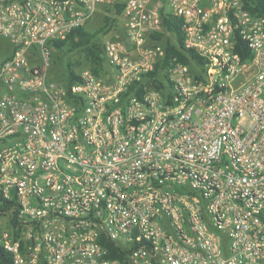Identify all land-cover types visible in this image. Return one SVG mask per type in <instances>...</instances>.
<instances>
[{
  "label": "built area",
  "instance_id": "1",
  "mask_svg": "<svg viewBox=\"0 0 264 264\" xmlns=\"http://www.w3.org/2000/svg\"><path fill=\"white\" fill-rule=\"evenodd\" d=\"M115 1L0 0V248L11 264H264V15L125 0L101 75L54 80L51 41ZM167 13L199 76L176 59L155 74Z\"/></svg>",
  "mask_w": 264,
  "mask_h": 264
},
{
  "label": "trees",
  "instance_id": "2",
  "mask_svg": "<svg viewBox=\"0 0 264 264\" xmlns=\"http://www.w3.org/2000/svg\"><path fill=\"white\" fill-rule=\"evenodd\" d=\"M248 7L253 11H258L264 15V4L262 0H245ZM258 3V5L256 4ZM257 5V6H256ZM125 7V0H116L112 4L102 6L104 23L95 30H89L87 24L74 28L65 39L52 40L53 52L52 62H56L63 67L61 79L67 84L73 83L79 79L76 62L68 58V54L74 50H82L87 61L85 67H90L96 74L101 75L105 69V52L102 36L110 33L117 28L118 16L121 15ZM164 30L157 34L166 49V56L158 62L155 74L160 79L167 76L166 69L172 64L173 60L187 64L196 76H199L204 70V58L197 52L187 49L184 44V33L182 28V19L167 13L163 17ZM237 47L246 57H251V52L244 40H238ZM56 52H60L55 58ZM84 68V67H83ZM0 264H11V255L0 248Z\"/></svg>",
  "mask_w": 264,
  "mask_h": 264
},
{
  "label": "rangeland",
  "instance_id": "3",
  "mask_svg": "<svg viewBox=\"0 0 264 264\" xmlns=\"http://www.w3.org/2000/svg\"><path fill=\"white\" fill-rule=\"evenodd\" d=\"M106 13L105 11H103L102 9H100L95 15L94 17L89 21V23L87 24V27L89 30H95L97 29L100 25H102L104 23L103 21V14ZM112 37V32L102 36V41L105 42V40L107 38H110ZM1 41H3L2 39H0ZM60 55V52H56L55 54V58ZM68 58L69 59H72L76 62H80V65L77 66V70H81L83 67H85L87 65V61H86V58L84 56V52L82 50H74L72 52H70L68 54ZM50 73H51V77L54 79V80H60L62 77H61V74L63 73V67L56 63L55 61L52 63V66H51V70H50Z\"/></svg>",
  "mask_w": 264,
  "mask_h": 264
}]
</instances>
